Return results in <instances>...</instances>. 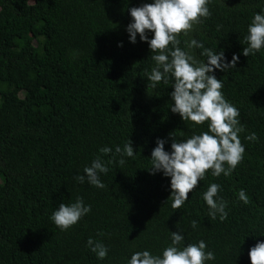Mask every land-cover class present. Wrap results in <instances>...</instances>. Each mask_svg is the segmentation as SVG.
<instances>
[{"label":"trees","instance_id":"trees-1","mask_svg":"<svg viewBox=\"0 0 264 264\" xmlns=\"http://www.w3.org/2000/svg\"><path fill=\"white\" fill-rule=\"evenodd\" d=\"M142 2L0 0V264H125L133 251L160 252L178 227L186 241L203 239L215 252L206 264H250V247L264 239V50L242 55L250 18L264 0H210L211 15L177 37L181 48L195 38L229 61L240 54L236 67L216 76L245 126L236 169L227 177L206 172L179 209L171 207L170 178L145 167L157 137L189 136L207 125L187 127L171 112L170 83L147 87L152 54L126 32L128 9ZM192 51L206 59L202 49ZM251 132L257 141L244 139ZM130 141L135 159L109 165L101 174L105 188L74 179L101 147ZM210 183L222 186L223 221L209 217L202 199ZM239 189L248 204L237 200ZM77 196L92 211L61 231L49 217ZM90 236L109 247L104 260L87 249Z\"/></svg>","mask_w":264,"mask_h":264},{"label":"clouds","instance_id":"clouds-1","mask_svg":"<svg viewBox=\"0 0 264 264\" xmlns=\"http://www.w3.org/2000/svg\"><path fill=\"white\" fill-rule=\"evenodd\" d=\"M210 0H144L139 6L128 9L131 17L126 26L128 40L137 43V37L146 42L151 52L154 66L146 73L147 87L155 89L161 82L171 84L170 107L173 114L180 119L191 122V128L204 125L207 130L193 131L189 136L177 137L170 132L167 137H157L155 147L150 155V167H145L151 175L162 174L169 180L171 207L181 208L189 200L198 183L203 181L206 172L211 170L213 177L223 174L230 176L243 159L245 146L240 134L245 126L240 121L239 109L224 95L223 81L218 79L216 71L236 67L240 54L233 53L229 61L225 51H214L205 47L202 41L192 38L180 47L177 38L181 33L188 35L194 25L201 23L202 18L211 15L208 4ZM242 43V42H241ZM242 55H256L264 50V9L255 12L250 18L247 33L244 36ZM171 45V47H169ZM123 47V41L118 42ZM194 49H202L197 59ZM154 53V54H153ZM248 141H257L255 132L244 137ZM170 148L166 150V144ZM89 164L83 167V174L74 179L79 184L87 182L90 186L103 189L105 184L101 174L107 175L109 165H125L127 158L135 159L132 141L123 146H104ZM108 156V160L103 159ZM222 186L210 183L202 193V199L208 206V215L215 220L227 219V201L219 195ZM169 199V198H168ZM237 200L244 204L249 198L244 189H239ZM92 211L91 204H86L82 196L74 201L64 203L52 211L50 220L61 230L67 231ZM198 223L191 221V228L196 230ZM170 231L168 243L160 252L153 253L149 249L133 251L126 258L125 264H206L215 261V252L208 248L205 240L186 241L183 230ZM97 235H103L98 233ZM264 236V235H260ZM259 237V236H257ZM87 249L94 253L98 260H104L109 247L99 239L89 237ZM250 264H264V239H257L248 251Z\"/></svg>","mask_w":264,"mask_h":264}]
</instances>
